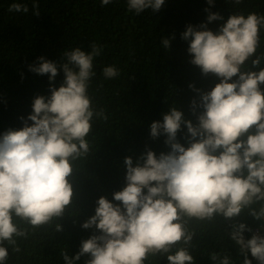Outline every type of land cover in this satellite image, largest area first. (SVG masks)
<instances>
[{
	"label": "clouds",
	"instance_id": "9594fccd",
	"mask_svg": "<svg viewBox=\"0 0 264 264\" xmlns=\"http://www.w3.org/2000/svg\"><path fill=\"white\" fill-rule=\"evenodd\" d=\"M101 2L106 6L112 0ZM164 3L127 0V7L140 14L149 8L157 12ZM8 10L27 13L29 8L12 3ZM33 10L39 15L38 4H33ZM219 19L223 17L218 13L207 17L209 22ZM198 27L205 30L189 25L182 33L190 41L191 63L205 75L220 78L201 95L198 124L185 120L175 107L164 114L163 122L151 124L152 138L166 135L165 144L171 150L159 156L148 150L135 166L131 157L125 158L126 186L113 194L122 204L96 194L91 204L92 209L98 205L95 214L91 210L78 222L81 234L75 248L62 252L59 264H144L150 254L166 253H170L169 264H194L188 247L172 252L173 246L189 245L192 240L184 218L205 221L220 215L231 221L244 209H250L256 224L250 229L231 221L225 224L224 235L233 229L231 239L244 256L241 264H264V204L259 210L251 207L264 202V91L260 88L264 69L241 71L261 48L264 15L233 13L216 33L207 30L206 24ZM162 42L165 49L170 47L169 39ZM102 51L96 43L87 52L79 47L66 50L62 85L50 87L49 97H36L24 127L9 129L0 139V264L10 262L15 237L25 235L21 226L57 224L59 231V220L71 211L76 194L73 162L92 150L94 119H108L88 92L96 76L94 60ZM38 59L40 63L30 65V71L50 74L49 80L54 81L57 64ZM262 59L264 54L251 63L259 67ZM102 74L114 79L120 70L105 66ZM234 76L238 79L229 82ZM182 124L192 138L187 148L176 139ZM245 231H251L250 239H245ZM210 258L215 264H233L226 253L213 252Z\"/></svg>",
	"mask_w": 264,
	"mask_h": 264
},
{
	"label": "trees",
	"instance_id": "16d2710c",
	"mask_svg": "<svg viewBox=\"0 0 264 264\" xmlns=\"http://www.w3.org/2000/svg\"><path fill=\"white\" fill-rule=\"evenodd\" d=\"M12 3H23L29 11L10 12ZM34 3L39 5V15L33 14ZM237 12L245 16L251 12L264 15V0H240L239 4L235 0H212L211 4L208 0H165L159 11L149 8L140 14L128 10L127 0H112L106 6H102L101 0H0V139L9 129L24 127L36 97H49L50 87L58 89L62 85L65 77L61 65L66 62L63 53L76 47L87 52L93 43L103 51L94 60L96 76L88 92L94 105L108 117L94 119L92 150L73 162L76 194L71 211L59 220L61 230H57V224L40 228L21 226L25 235L15 237L7 264H59L61 253H71L75 248L81 234L78 222L91 210L95 214L98 205L92 209L91 204L96 194L102 193L110 202L122 204L113 199V194L126 186L125 158L131 157L135 166L148 150L158 156L171 150L165 144L166 135L152 138L151 124L163 122L164 114L172 107L194 126L198 124L203 111L201 95L211 91L220 78L213 73L205 75L191 63L194 57L188 51L190 41L184 40L182 33L189 25L205 30L199 29L201 24L216 33ZM209 13H218L223 19L209 22ZM260 35L261 48L241 71L264 69V59L259 67L251 63L264 54V30ZM163 39L170 40L169 48H164ZM39 57L57 64L54 81L49 80L50 74L30 71V65L40 63ZM112 65L120 70V75L105 79L103 67ZM237 79L234 76L229 82ZM260 88L264 91V84ZM32 123L28 120L29 126ZM176 139L185 148L190 146L192 138L185 125H181ZM261 204L264 202L251 207L259 210ZM237 217L231 221L250 229L258 221L250 209H244ZM184 219L192 240L189 245L173 246V253L177 247L185 246L194 264H215L210 258L213 252L226 253L233 264L243 262V254L231 239L233 229L224 235L225 224L231 221L220 215L205 221ZM243 234L246 240L250 239L251 231ZM168 254H150L144 264H169Z\"/></svg>",
	"mask_w": 264,
	"mask_h": 264
},
{
	"label": "bare ground",
	"instance_id": "6f19581e",
	"mask_svg": "<svg viewBox=\"0 0 264 264\" xmlns=\"http://www.w3.org/2000/svg\"><path fill=\"white\" fill-rule=\"evenodd\" d=\"M73 249V248H72Z\"/></svg>",
	"mask_w": 264,
	"mask_h": 264
}]
</instances>
